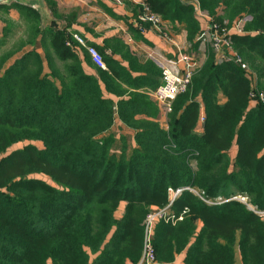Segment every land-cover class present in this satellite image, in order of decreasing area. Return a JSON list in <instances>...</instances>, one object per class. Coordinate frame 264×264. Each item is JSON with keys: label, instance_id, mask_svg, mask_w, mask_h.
Segmentation results:
<instances>
[{"label": "trees", "instance_id": "trees-1", "mask_svg": "<svg viewBox=\"0 0 264 264\" xmlns=\"http://www.w3.org/2000/svg\"><path fill=\"white\" fill-rule=\"evenodd\" d=\"M186 1L145 3L183 25L191 44L202 27L193 1L221 26L224 15L229 26L252 16L253 33L232 40L254 81L235 63L217 64L209 49L167 128L150 95L162 78L153 62L142 65L120 40H108L98 48L101 68L55 22L42 28L31 5L0 6L16 9L29 30L0 55V264H140L146 218L177 190L171 210L189 211L176 224L156 222V264L182 255L183 264H264V66L256 63H264V0ZM8 34L0 28V41ZM116 120L135 131L130 151L126 138L107 135ZM239 196L247 203L232 199Z\"/></svg>", "mask_w": 264, "mask_h": 264}, {"label": "crops", "instance_id": "crops-1", "mask_svg": "<svg viewBox=\"0 0 264 264\" xmlns=\"http://www.w3.org/2000/svg\"><path fill=\"white\" fill-rule=\"evenodd\" d=\"M53 1L57 5V12L61 19L53 16L45 0H27L26 2L41 13L42 28L50 27L55 22L58 28L66 30L69 35L80 36L88 46L96 48L97 51L108 40H120L140 64L145 65L147 62H153L161 71V64L167 65L171 61L177 60L182 53L194 54L196 59L199 58L197 61L200 66L207 59L203 54H199V43L196 40L195 44L188 41L187 32L184 26L179 23L167 22L164 31L168 34L169 39L164 38L161 29L156 27H150L146 32H142L137 25L136 16L138 7L146 0H121V4H116L113 0ZM184 2L189 1L184 0ZM12 3L17 2L12 1L10 4ZM7 14L16 26L19 24L24 25V21H22L20 13L16 9H11ZM200 24L203 26L202 22ZM36 47L38 52L44 56L40 42L37 43ZM31 49L33 48L26 47L25 51ZM91 58L97 66L106 69L104 64L102 67L92 56ZM113 58L121 62L123 60L121 54L113 55ZM123 64L126 65L127 63L123 62ZM84 68L88 74H96L95 70L89 66L84 65ZM134 76H137V74H134ZM123 85L125 90H132L124 83ZM106 96L109 95L106 94ZM219 98L221 103L226 101L223 96ZM202 114H204L203 106L201 107L200 116ZM136 118L146 119L145 116H137ZM156 121L164 126L167 124V116L160 110ZM196 131L203 133V126L198 124ZM109 134H114L119 142L126 138L129 151L135 146V131L127 128L120 120H116L113 129L107 135ZM114 152L119 154L120 149H115ZM174 264H183V255L179 256ZM238 264H242L241 261H238Z\"/></svg>", "mask_w": 264, "mask_h": 264}, {"label": "built area", "instance_id": "built-area-1", "mask_svg": "<svg viewBox=\"0 0 264 264\" xmlns=\"http://www.w3.org/2000/svg\"><path fill=\"white\" fill-rule=\"evenodd\" d=\"M116 4H121V0H113ZM144 6L142 12L137 18V25L142 32H146L150 27H156L161 29L164 38L169 39L168 34L164 31L167 22L162 19L161 16L153 13L146 3L142 4ZM195 8V13L197 18L203 23L201 31L196 39L199 43V52H203V55L207 57L208 50L211 49L215 54V61L217 64L224 63H235L239 65L248 75V78L254 81L253 72L250 66L244 61V59L236 52L232 40V35L239 34L244 35L246 32L242 28V20L229 26L224 22V26L216 24L212 16L208 12L202 10L198 2H192ZM74 39L82 46L86 47L89 54L94 58V60L100 65L104 66L101 57L92 46H87L85 41L78 35L73 36ZM162 69L161 83L158 88L151 92V98L159 107L161 112L166 116L172 112L173 103L178 96L184 94L189 86L191 85L192 79L201 68L198 63L196 56L194 54H180L177 60L171 61L167 65H160ZM252 103H256L257 99L255 95L251 94ZM261 99L264 101V95H261ZM205 114H202L199 119V124L204 125ZM167 128L166 124L164 125ZM182 190L170 191L172 194V200L170 204L160 210L151 212L145 221V245H144V255L140 264H156L154 250L151 245L153 229L156 222L164 220L166 222H172L176 224L184 220L188 213V209H185L180 215H176L172 210L171 206L181 193ZM232 199L240 200L247 203V199L244 197H234Z\"/></svg>", "mask_w": 264, "mask_h": 264}, {"label": "rangeland", "instance_id": "rangeland-1", "mask_svg": "<svg viewBox=\"0 0 264 264\" xmlns=\"http://www.w3.org/2000/svg\"><path fill=\"white\" fill-rule=\"evenodd\" d=\"M224 13V12H223ZM221 15H223L221 13ZM226 25L230 24L229 19L224 15ZM253 21L252 16H246L242 19V28L247 34H252L253 32H247L246 27ZM9 22V23H8ZM14 21L10 18L9 14L5 13L4 11L0 10V28H9L10 34H8L5 38H2L0 41V55L5 54L8 51H11L12 49L17 48L21 45L23 41H26L29 36V30L27 25L24 23V25H18L16 26ZM199 54H203V52H199ZM198 54V55H199ZM200 57V55H199ZM199 59V58H197ZM258 65L264 66V63L261 60H257L256 62ZM200 64V63H199ZM249 65V64H248ZM19 147V146H18ZM230 155L234 157L235 150L233 149L230 152ZM41 178H44L45 180H49L48 177L41 175ZM172 194L170 193V201L172 200ZM170 203V202H169ZM158 210V209H157Z\"/></svg>", "mask_w": 264, "mask_h": 264}, {"label": "water", "instance_id": "water-1", "mask_svg": "<svg viewBox=\"0 0 264 264\" xmlns=\"http://www.w3.org/2000/svg\"><path fill=\"white\" fill-rule=\"evenodd\" d=\"M12 1H16L17 3H20V4L30 5V4H28L26 2L27 0H0V6H2V5H9Z\"/></svg>", "mask_w": 264, "mask_h": 264}]
</instances>
